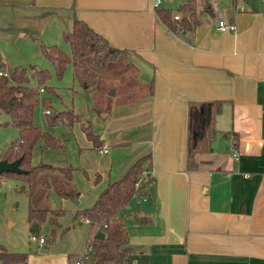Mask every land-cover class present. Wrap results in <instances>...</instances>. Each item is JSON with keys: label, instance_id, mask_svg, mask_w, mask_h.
Wrapping results in <instances>:
<instances>
[{"label": "crops", "instance_id": "crops-1", "mask_svg": "<svg viewBox=\"0 0 264 264\" xmlns=\"http://www.w3.org/2000/svg\"><path fill=\"white\" fill-rule=\"evenodd\" d=\"M184 1L160 6L173 18L177 11L191 18L180 8ZM159 7L153 0H0V49L10 71L12 61L33 68L32 47L43 54L42 44L61 45L75 17L127 49L98 71L110 103L78 160L66 164L74 167L80 194L61 196L60 207L72 211L73 222L64 224L61 213L63 241L57 249L37 244L27 251L28 264H69L70 253L85 251L91 221L75 217L76 210L147 155L144 192L122 209L131 245L127 264H264V0H196L197 22L179 30ZM220 19L235 28L220 29ZM217 99L218 145L211 146L215 135L189 166L190 103ZM0 126L12 130L0 146L4 158L19 128L3 111Z\"/></svg>", "mask_w": 264, "mask_h": 264}, {"label": "trees", "instance_id": "trees-1", "mask_svg": "<svg viewBox=\"0 0 264 264\" xmlns=\"http://www.w3.org/2000/svg\"><path fill=\"white\" fill-rule=\"evenodd\" d=\"M180 8L188 10L191 18H187V15L173 18L167 7L160 6L158 11L172 28L176 30L191 28L192 22L198 20L196 0H186ZM63 36L70 44V52L58 43L42 44V52L53 63L58 75H62L67 64L72 62L74 76L87 87L98 82L99 70L127 51L126 48L110 43L105 35L80 17L74 18L72 27L64 30ZM4 67L6 64L0 49V69ZM31 75L37 79V85L29 83ZM49 75L48 68L34 65L29 72L28 66L23 64H17L10 76L0 74V111L5 112L19 128L18 135L7 145L3 157L9 160L20 157L21 167L27 169L26 172L3 171L2 173L26 182L23 187L29 199L27 218L37 223L38 230L35 231L37 233L47 219L53 224H59L58 216L64 212L62 207H51L45 201L44 196L51 188L61 196L72 197L75 200L80 194V189L74 183L72 165L32 161L33 146L39 139L44 140L42 146L62 144L59 136L35 123L34 110L39 102V85L45 82ZM221 107L220 99L206 100L201 104L190 103L187 150L189 166L197 165L196 153L207 150L209 142L216 135L215 117ZM76 115L73 108H68L58 111L49 117V120L55 122L56 118H65L72 124ZM148 156L150 157L147 155L136 159L122 177L111 181L100 192L94 203L76 210L75 217L89 218L91 221L93 249L81 263H76V260L84 251L70 253L69 264H127L131 245L122 209L139 191L144 192L145 183L137 184V182ZM146 166L151 167V161ZM139 218L143 221L151 219L146 216ZM98 231H103L104 235L96 236ZM0 264H28V252L11 250L0 243Z\"/></svg>", "mask_w": 264, "mask_h": 264}, {"label": "rangeland", "instance_id": "rangeland-1", "mask_svg": "<svg viewBox=\"0 0 264 264\" xmlns=\"http://www.w3.org/2000/svg\"><path fill=\"white\" fill-rule=\"evenodd\" d=\"M60 46L68 52L71 51L70 44L65 40H62ZM31 52L35 53L34 56L32 54L31 60L36 62V67L50 70L49 77L39 85V87L43 86L45 89L40 91L39 102L34 110L35 123L59 136L62 143L58 146H42L44 140L39 139L33 146L32 160L37 163L45 161L57 165L76 162L79 157L80 145H85V136H90L89 134L100 128L98 121L102 119V114L106 113L104 107L110 103L109 96H107L108 99L105 96L106 92H104L107 88L102 80L86 87L74 76L72 62L67 64L62 75H58L49 58L37 52L34 47L31 48ZM124 55L125 53L120 58ZM9 63L11 64L10 68L13 70L14 61ZM28 67L29 72L32 71L33 68ZM29 83L37 85L38 81L31 75ZM47 108L50 109L49 113L46 112ZM68 108H73L77 113L72 124L65 118H56L55 122L49 120V117L58 111ZM100 108H102L101 111ZM94 113L98 115L99 119ZM11 132L10 128L0 126V146L4 144L6 137ZM6 176L8 177L0 173V241L8 249L31 252L37 248V243L31 239L33 232L30 229V222L25 220L28 215L29 201L27 192L21 187V184L26 185V182L23 179ZM45 199L51 207L62 205L61 195L52 188L47 192ZM60 220L64 224H72V211L66 208ZM53 228L56 230L54 231ZM38 233L45 235L47 238L43 245L38 246L39 250L45 247L47 249H53L54 247L57 249V244L63 241L60 239L62 228L59 229V225H54L48 219L42 223ZM75 236L77 234H74L72 238ZM76 246L78 248L82 246V243H76ZM84 248L87 249L86 243Z\"/></svg>", "mask_w": 264, "mask_h": 264}, {"label": "built area", "instance_id": "built-area-1", "mask_svg": "<svg viewBox=\"0 0 264 264\" xmlns=\"http://www.w3.org/2000/svg\"><path fill=\"white\" fill-rule=\"evenodd\" d=\"M161 1L162 0H153V6L155 7H159L160 4H161ZM237 6L240 7V8H243L244 5L239 2L237 3ZM173 16L175 18H181L182 17V13L177 11L173 14ZM218 27L220 29H234L235 28V24L234 23H227L224 19H220L219 20V25ZM0 74H4V75H7V76H10L11 75V71L8 70L6 67L4 68H1L0 69ZM40 91L44 90L45 88L43 86L39 87ZM46 112L49 113L50 112V109H46ZM101 152H104V151H107L108 150V147L106 145L100 147L99 149ZM150 179V174H149V171L147 169H143L139 179H138V182L137 184H142L143 182H146ZM31 239L36 242L37 244H42L46 241V237L45 235H40V234H37L36 232H33L32 235H31ZM93 249V242L90 241L89 244L87 245V249L84 251V253L82 255H80V257L76 260V263H81L85 258H87L89 256V253L92 251Z\"/></svg>", "mask_w": 264, "mask_h": 264}, {"label": "water", "instance_id": "water-1", "mask_svg": "<svg viewBox=\"0 0 264 264\" xmlns=\"http://www.w3.org/2000/svg\"><path fill=\"white\" fill-rule=\"evenodd\" d=\"M224 1L229 3V0H224ZM220 136H221V131H217L216 138L212 141L211 146L218 145ZM20 161H21L20 157L12 159V160H9L7 158H0V173H2L3 171L26 172L27 169L21 167ZM30 228L34 231H37L38 230L37 223L32 222L30 225ZM103 235H104L103 231H98L96 233V236H103ZM90 264H94V263H90Z\"/></svg>", "mask_w": 264, "mask_h": 264}]
</instances>
